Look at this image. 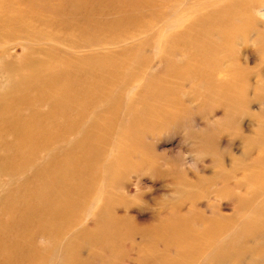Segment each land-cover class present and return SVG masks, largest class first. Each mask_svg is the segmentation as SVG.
<instances>
[{
	"label": "rangeland",
	"instance_id": "rangeland-1",
	"mask_svg": "<svg viewBox=\"0 0 264 264\" xmlns=\"http://www.w3.org/2000/svg\"><path fill=\"white\" fill-rule=\"evenodd\" d=\"M118 1L121 4L112 9L113 0L108 4L105 0H95V6L107 10L106 18L100 20L98 15L95 18L96 22L104 25L99 29L91 28L87 35L77 37L82 42V50L67 57L122 55L131 62L129 68L136 74L138 82L121 91L125 100L126 95L131 100L118 112L124 119L121 125H128L129 129L124 135L123 128L118 127L103 151L101 161L95 167L93 194L82 206L78 218L71 220L59 235V252L50 258V264H171L178 257L174 250L184 240L188 241L191 254L200 249L199 254L202 255L197 259L200 263L213 250L217 240L224 243L230 236H239L246 219L237 214L240 198L247 201L254 197L249 207L264 200V194H257L251 182L260 167L253 157L258 153L262 139L255 143L253 140L259 133V123L264 121V101L260 100L261 90L256 88L264 78V0H240L247 9L253 7L249 11L253 13L237 23L243 27L247 38L231 43L227 48V51L231 49L234 52L233 64L246 76L240 83L243 93L240 107L235 115L231 112L230 116L224 109L216 107L215 102L219 104L220 100L207 93L205 82L192 79L178 80L180 84L161 85L160 80L170 72L163 76L167 69L166 52L159 50L157 53V46L160 48L164 40L178 34V24L172 26L173 22L178 23V18L173 16L168 5L155 0L152 6L147 7L137 1L131 9L129 0ZM233 1L237 0H190V4L212 10ZM259 5L263 7L260 9ZM177 9L178 12L183 11L181 5ZM175 43L178 45L170 40L162 46V49L168 46L167 50L177 54L175 65L180 68L188 65L197 67L198 64L192 61L193 54L174 46ZM8 48L9 57L14 62L26 52L23 44L14 40L9 47L0 45V54ZM179 55L183 59L177 62ZM216 56L210 64L212 68L220 58L219 54ZM181 79H185V74ZM5 83L4 77L0 76V93L5 90ZM144 84L148 85L146 87L150 84V88L161 85L175 94L180 111L177 122H161L136 131L135 126L140 121L131 122L126 109H154V97L148 100L152 107L138 100L141 93L149 92L145 91ZM207 98L214 102L209 103ZM109 106L104 101L100 110L106 111ZM2 122L3 116L0 115ZM60 123V126H70L64 121ZM79 124L81 128L90 127L87 120ZM78 141L77 132L70 133L66 139L56 143L51 152L39 153L20 177L32 185L41 184L46 171L57 163L50 166L51 159L62 163L71 145ZM1 178L7 179L5 176ZM63 179L61 175L57 177V181ZM5 193L0 189V198ZM90 211L91 219H87ZM200 220L209 222L204 233L198 232L201 231L200 226H205ZM192 231L198 236H194ZM157 232L161 233L160 238ZM107 235H116V242L99 240ZM202 235L206 237L203 246ZM167 244H170V249H167ZM237 246L238 250L243 247L245 250L240 255L236 254V258L219 264H256L252 260L253 254L264 251V241L259 240L255 233L247 234ZM208 263H213V260Z\"/></svg>",
	"mask_w": 264,
	"mask_h": 264
},
{
	"label": "bare ground",
	"instance_id": "bare-ground-1",
	"mask_svg": "<svg viewBox=\"0 0 264 264\" xmlns=\"http://www.w3.org/2000/svg\"><path fill=\"white\" fill-rule=\"evenodd\" d=\"M105 1L108 4L109 0ZM116 1L111 3L114 5L112 9H117L121 4V1ZM137 1L150 7L155 0H129L131 9ZM162 1L178 18V23L173 22L172 25L175 27L178 24V34L174 33L171 35L174 37L167 38L160 45L159 50H165L167 59L163 76L170 72L160 80L161 85L180 84L179 81L192 79L205 82L207 93L220 100L219 104L215 102L216 107L224 109L229 116L231 112L235 115L243 96L240 83L246 76L233 64L234 52L231 49L227 51V48L231 43L247 38L243 27L237 23L249 13L252 14L249 11L253 7L247 9L240 0L226 2L225 6L212 10L201 5L191 6L190 0ZM94 2L0 0V45L9 47V43L15 40L23 44L26 50L16 62L10 59L9 48L0 54V76L6 82L5 90L0 93V115L3 116L0 123V189L6 192L0 198V264H50V258L57 253L59 235L67 229L71 220L78 218L82 206L93 194L95 167L101 161L103 151L118 127L123 128L124 135L129 129L128 125H121L124 119L118 112L130 103L121 91L138 82L136 74L129 68L131 62L122 55L67 57L68 54L81 52L82 42L77 37L87 35L91 28L99 29L104 25L103 22H96L95 18L96 15L100 20L106 18L107 10L95 6ZM178 5L183 7L182 12H178ZM263 6L258 7L261 9ZM170 40L178 43L174 46L193 54L192 61L198 66L177 67L174 61L177 54L167 50L168 46L162 49ZM216 54L220 58L216 59L212 68L210 64L217 57ZM184 74L185 79H181ZM222 74L226 75L219 77ZM262 80V84L257 83L255 87L261 90L260 100L264 101V78ZM161 85L150 88V84L149 87L144 84L145 91L149 92L138 96V100L147 107H152L148 100L154 97V109H126L131 122L140 121L135 126L136 131L139 132L143 126L171 123L179 119L175 94ZM207 100L214 102L211 98ZM104 101L110 106L102 112L100 104ZM82 120L89 121L90 127L81 128L79 122ZM60 121L70 126H60ZM75 132L79 141L71 145L62 163L51 159L50 166L57 163L46 171L41 184L32 185L20 177L39 153L51 152L56 143ZM261 139L258 153L253 157L260 167L251 181L257 194H264V121L259 123V133L253 143ZM59 175L64 178L62 181H57ZM4 176L7 179L1 178ZM15 185V188H10ZM262 201L249 207L254 197L247 201L239 199L237 214L246 218L239 236H230L224 243L217 240L204 261L197 262L202 255L199 254L200 249L191 254L188 241L184 240L174 250L178 257L171 264H209V260H213L211 264H219L245 250L244 247L239 250L236 247L247 234L255 233L259 240L264 241ZM200 222L205 226H200L201 231L198 232L204 233L209 222ZM42 235L51 241L52 249L37 247L36 241ZM157 235L159 238L162 236L160 232ZM200 237L203 246L206 237ZM111 239L116 242V235L102 236L99 240L107 242ZM166 246L170 249V244ZM252 260L256 264L264 263V251L253 254Z\"/></svg>",
	"mask_w": 264,
	"mask_h": 264
},
{
	"label": "clouds",
	"instance_id": "clouds-1",
	"mask_svg": "<svg viewBox=\"0 0 264 264\" xmlns=\"http://www.w3.org/2000/svg\"><path fill=\"white\" fill-rule=\"evenodd\" d=\"M157 53H159V46H157ZM183 59V56L181 55V56H178V57H176V60H177V62H179V61H181ZM126 99L128 100V101H130L131 100V97H128L127 95H126ZM189 167H194V165H189ZM174 195V194H173ZM165 199H168V197H165ZM87 219H91V211L88 213V216H87ZM36 245H37V247H39V248H41V249H48V248H50L52 245H51V241L47 238V237H45V236H40L38 239H37V241H36ZM57 252H59V249H57Z\"/></svg>",
	"mask_w": 264,
	"mask_h": 264
}]
</instances>
